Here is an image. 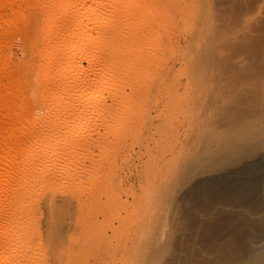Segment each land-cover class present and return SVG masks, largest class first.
I'll return each instance as SVG.
<instances>
[{"label": "rangeland", "instance_id": "rangeland-1", "mask_svg": "<svg viewBox=\"0 0 264 264\" xmlns=\"http://www.w3.org/2000/svg\"><path fill=\"white\" fill-rule=\"evenodd\" d=\"M65 1L0 0V139L11 141L0 148L15 149V160L34 169L24 189L4 180L10 160L0 159V249L8 239L22 244L3 264L249 263L246 249L264 246L254 232L264 231V208L251 209L264 196L238 205L229 191H207V180L264 154H250L253 140L234 137L243 121L264 127V0H129L125 7L102 0L106 9L119 7L121 29L113 34L116 19L108 18L91 34L101 28L104 39L115 38V85L124 92L87 90L88 104H110V115L90 116L88 129L72 132L56 153L39 152L32 139H60L54 120L65 116L46 115L48 88L59 76H43L41 55L54 42L45 39L44 12ZM80 3L70 0L71 13L83 10ZM103 52L109 63L113 55ZM29 145L36 151L28 156ZM50 153L70 162L48 161Z\"/></svg>", "mask_w": 264, "mask_h": 264}, {"label": "bare ground", "instance_id": "bare-ground-1", "mask_svg": "<svg viewBox=\"0 0 264 264\" xmlns=\"http://www.w3.org/2000/svg\"><path fill=\"white\" fill-rule=\"evenodd\" d=\"M51 1V0H50ZM72 1V0H71ZM73 1H81V5H82V9L81 11H78V10H74L73 12L74 13H71V9L72 7H69V2L68 0H66L65 2H63L62 4H56L53 9H51V7L49 9H51L52 11L49 12V10L47 9L46 11L47 12H44V33H45V36H46V40L47 38H54L53 40H51L53 43L49 44V43H45L47 45H45V47L42 49L41 51V55L43 56L44 58V61L42 62V68L44 70L43 72V76L46 77L47 74H49V71L50 72H53L54 75H58L59 77H57L59 80L56 81L55 79V83L52 84L49 88H48V91L49 93H47L48 97H49V102L48 104L46 105L45 109H46V115L49 116L51 115L52 117H55L56 114H59L60 112H65V116H61L59 115L56 116L55 120H54V123L58 126L57 128H55L54 126V123H53V127L55 129H57L56 131L58 133L57 136L58 140H55L54 138L53 139H48L46 138L44 140V138L42 137H38V138H33L31 142L32 145L36 148L37 151L39 152H55L54 151L55 149L57 150V146H59L58 144L60 143V141H62V143H68V140L69 138L71 137V133L74 132L75 133H79V132H84L85 130L88 129V121H89V118H91L90 116L94 115L95 117L96 116H102L105 114H109L110 113H107L109 112V110L111 109L110 107L108 106H111L110 104L107 106V105H103V104H95L93 105L92 104H88V97H90L87 93V90H90L91 88H96L97 86H104L105 88H112V90L114 91L115 95L116 94H121L123 93L124 91H120V82L118 81V86L115 85V81H116V78H117V64H118V61H120L119 58H121L119 55V58H117V54H119V51H117V48L114 49V44L112 45V42H114L115 40H113L114 37H111L109 36V38L107 39H104L105 37H102V35H105L104 34H101L100 35V30L99 32L97 31V36L95 34V37L94 38L91 34V31L93 30V28H99V27H95L96 25H99V24H103L104 23V20L108 18L111 19L113 22L114 20L116 19V24L115 26L113 27L114 30H112V33L115 34V32H120V31H117V28L118 26L120 25V23L117 25V21L119 20L120 21V13H119V7L116 8L114 7L113 5V10H110V9H106V4L108 1L110 2L111 4V1L112 3H115L117 5H122L123 7H125V5L128 4L129 0H108L106 1L105 3L102 1V0H90L88 3V0H73ZM54 2V1H53ZM132 2H134L132 0ZM136 2V1H135ZM134 2V3H135ZM138 2V1H137ZM88 3V4H87ZM131 3V2H129ZM140 3V2H139ZM78 4V3H77ZM76 4V5H77ZM52 5V4H51ZM70 5H72L70 3ZM116 5V6H117ZM120 5V6H121ZM138 5V4H137ZM141 5V4H140ZM108 7V5H107ZM141 7V6H140ZM75 8V7H74ZM127 8V6H126ZM132 8V6H131ZM78 9V8H77ZM121 9V8H120ZM130 9V8H128ZM73 10V9H72ZM80 10V9H79ZM137 10V9H135ZM116 12H118L119 14H116ZM123 12V10H122ZM133 12V11H131ZM71 13V14H70ZM128 13V12H127ZM130 13V12H129ZM136 13V12H134ZM138 13V12H137ZM131 14L133 15V13H130V16ZM123 15V14H122ZM121 15V17H122ZM125 15H129V14H125ZM17 17V16H16ZM116 17H119L118 19ZM126 17V16H125ZM123 18H124V15H123ZM131 18V17H130ZM125 19V18H124ZM135 19V18H134ZM15 24V23H14ZM107 24V23H106ZM16 25V24H15ZM112 27V26H110ZM105 28V27H104ZM121 29V25L119 27ZM118 28V30H119ZM123 28V27H122ZM144 28V27H143ZM110 29V28H109ZM112 29V28H111ZM104 30V29H103ZM137 30V29H136ZM106 32V30H104ZM115 31V32H114ZM43 32V31H42ZM96 32V31H95ZM108 32V31H107ZM110 32V31H109ZM103 33V32H102ZM111 33V34H112ZM107 34V33H106ZM110 34V33H109ZM44 35V34H43ZM44 36V37H45ZM138 36V35H137ZM122 37V36H121ZM115 39V38H114ZM49 41V39L47 40ZM46 41V42H47ZM117 42V41H116ZM122 42V41H121ZM115 43V42H114ZM49 44V45H48ZM117 45H115L116 47ZM120 46V45H119ZM117 46V47H119ZM104 49H107L109 50V52L111 53L110 55H113L111 57H109V63L107 62L106 59L104 58H101L100 56L102 55L101 53L103 52ZM40 51V50H39ZM103 53H106V52H103ZM117 53V54H116ZM76 54V57L74 56ZM124 54V53H123ZM109 55V56H110ZM39 56V55H38ZM75 58H73V57ZM104 56H106L104 54ZM103 56V57H104ZM125 57V56H123ZM125 59V58H124ZM150 59V58H149ZM122 60V59H121ZM82 61H85L87 63V67L84 69L82 68L81 66V63ZM111 61V62H110ZM123 62V61H122ZM91 64L97 66L95 69V67L93 66V69L94 71H92V66ZM41 69V68H40ZM92 72L93 73V78L90 77L89 73ZM82 76V78H81ZM92 76V75H91ZM51 77V76H50ZM85 79V80H88L89 81V78L91 80V82H88V83H85L84 81V85L83 84H79L80 82L79 79ZM89 77V78H88ZM43 78V77H42ZM47 79V78H46ZM44 80V79H43ZM82 81V82H83ZM121 81V80H120ZM52 82V81H51ZM15 84V83H14ZM121 85V84H120ZM46 86V85H45ZM12 87V86H11ZM15 87V86H14ZM43 87V86H42ZM48 87V86H47ZM103 87V88H104ZM17 88V87H16ZM119 88V89H118ZM18 89V88H17ZM111 90V89H110ZM95 92V91H93ZM97 92V91H96ZM126 93V92H125ZM1 94V93H0ZM40 94V92H39ZM97 94V93H96ZM4 95V94H3ZM19 95V94H18ZM92 95L95 96V93H92ZM125 95V94H124ZM40 96V95H39ZM16 97V96H15ZM43 98V97H42ZM2 99V98H1ZM113 99V97H112ZM9 100V99H8ZM0 105L1 103L5 104L6 103H3L5 102L3 100H0ZM43 101V100H42ZM35 102V101H34ZM26 103V102H24ZM112 103V102H111ZM116 103V102H115ZM8 104V103H7ZM31 104V103H30ZM36 104H38V101H36ZM113 104V103H112ZM33 105V104H32ZM34 106V105H33ZM37 106V105H36ZM39 106V105H38ZM41 106V105H40ZM44 106V105H43ZM31 107V106H29ZM113 107V106H112ZM6 108V107H5ZM26 108V107H25ZM36 108V107H35ZM43 108V107H42ZM31 109V108H29ZM2 110V109H1ZM40 110V109H39ZM42 110V109H41ZM44 110V109H43ZM8 111V110H7ZM5 112L8 114V112ZM30 111V110H29ZM10 112V111H9ZM29 113V112H27ZM4 114V113H3ZM13 114V113H12ZM22 114V113H21ZM10 115V114H9ZM23 115V114H22ZM25 115V114H24ZM32 115V114H31ZM44 115V114H43ZM259 115V114H257ZM6 116V115H5ZM45 116V115H44ZM61 116V117H60ZM260 116H264V114H261ZM260 116H255V118H261ZM110 117V116H109ZM35 118V117H33ZM100 118V117H98ZM103 120L104 118L107 119L106 117H101ZM254 117L252 118L253 120L255 119ZM258 118V119H259ZM36 119V118H35ZM39 119V118H38ZM53 119V118H51ZM251 119V118H249ZM249 119L247 118V120L249 121ZM261 119H264V118H261ZM6 120V119H5ZM21 120V118H20ZM24 120V119H23ZM28 120V119H27ZM246 120V121H247ZM14 121V120H13ZM26 121V119H25ZM34 121V120H32ZM261 121V120H260ZM10 122V121H9ZM12 122V121H11ZM16 122V121H15ZM21 122V121H20ZM36 122V121H35ZM252 123V120L250 121ZM257 121H255L256 123ZM19 123V122H18ZM24 123V122H23ZM39 123V122H37ZM246 124V122L243 121V124ZM259 123H262V122H259ZM17 124V123H16ZM32 124V123H31ZM34 124V122H33ZM244 124V126H246ZM254 124V123H253ZM251 124L248 122V125L249 126H239L240 128H238V125L236 126L238 128L239 131H237L238 133L237 134H233L234 137H235V140H236V137H241L242 139H244V141L242 140L243 143L246 144L245 141H250L252 142L253 140V143L251 146H248L250 147V152L248 150V152L252 155H255L257 154L258 150H262L264 149V127H259L258 126L256 127L257 130H254V125ZM22 125V124H21ZM52 125V124H51ZM51 125L48 126L51 128ZM242 125V124H240ZM264 125V124H261V126ZM20 126V125H19ZM234 127V129L236 128ZM244 127V128H243ZM23 128V126H22ZM242 128V130H241ZM255 128V129H256ZM20 129V128H19ZM45 129V128H44ZM232 128L233 131H236ZM54 131V130H53ZM233 131L230 130V132L232 133ZM42 132V131H41ZM234 133V132H233ZM10 134V133H9ZM52 134H50V137H53V135L51 136ZM228 135V134H227ZM223 136V135H222ZM230 136V135H229ZM229 140L232 141L234 140V138H231L230 136ZM7 137V136H6ZM224 139L226 137V135L223 136ZM233 137V136H232ZM87 138V137H86ZM227 138V139H228ZM237 138L236 141H238L239 139ZM226 139V141H227ZM18 140V139H17ZM90 140V139H89ZM235 140H234V143H235ZM14 141V140H13ZM71 141V140H70ZM225 141V140H224ZM229 141V142H230ZM76 142V141H75ZM222 142H223V139H222ZM240 142V141H238ZM249 142V143H250ZM0 143L1 145L3 144L4 145H10L11 141L8 140V139H0ZM14 143H17L16 141H14ZM80 143V141H79ZM78 143V144H79ZM82 143V142H81ZM80 143V144H81ZM237 143V142H236ZM235 143V145H236ZM75 144V143H74ZM87 144V143H85ZM224 144V142H223ZM222 144V146H223ZM229 143H226L225 145H227ZM239 144V143H238ZM237 144V145H238ZM251 144V143H250ZM248 144V145H250ZM16 145V144H15ZM32 145H29V147H27L26 150H24L23 152L25 154H27L28 156L32 153V151L34 149H32ZM232 145V144H231ZM235 145L231 147V149L233 147H235ZM240 145H242V143H240ZM27 146V145H26ZM83 146V144H82ZM12 147V146H11ZM60 147V146H59ZM66 147V146H65ZM229 147V146H228ZM227 149H230L228 148ZM238 147V146H237ZM242 147V146H241ZM243 147H247L246 146H243ZM243 147L241 149H243ZM2 148V149H1ZM0 149V159L2 158H6L9 161H7L8 164L4 163L7 165V168L4 170L3 169V177H5V181L6 180H9L7 182H15L17 184H19L18 186H21V187H26L25 186V179L24 178H30L29 181L31 180V177L33 179V176H34V169L30 168L29 170V167H30V163L31 161H24V163L22 164H19L18 163V160H20L18 158V160L16 161V157L20 154L17 153V151H14L11 149V152L10 149L6 150V148L3 149V147H1ZM80 148V147H79ZM81 149V148H80ZM225 149V148H224ZM34 150V151H36ZM78 150V149H77ZM219 150V149H218ZM84 151V150H83ZM246 151V149L244 150ZM38 152V153H39ZM68 152V150H67ZM79 152V151H78ZM205 152H208L205 151ZM238 152V151H236ZM241 152V151H239ZM247 152V151H246ZM245 152V154H246ZM262 152V151H260ZM259 152V153H260ZM50 153L47 155L46 159L48 158V161H57L59 160V162H61L62 164L69 161L70 162V158L68 157H57V155L54 157V155ZM54 153V154H55ZM228 153V150L227 152ZM242 153V152H241ZM264 153V152H262ZM41 153H39L38 156H40ZM58 154V153H57ZM82 154V153H81ZM88 154V153H87ZM232 154V153H231ZM26 155V156H27ZM32 155V154H31ZM35 155V154H34ZM73 155V154H72ZM227 155V154H225ZM230 155V153H229ZM228 155V157H229ZM237 154L235 153L234 156H233V159L236 161L238 160V163L241 162V159H237ZM25 156V155H24ZM69 156V155H68ZM79 156V155H78ZM204 158L205 156L202 155ZM239 156H240V153H239ZM247 156V155H246ZM257 159L255 161H252V162H248L249 160L248 159H244L246 160V163H243L242 167H240L239 169H236V170H233L235 169L234 167H231L232 168V171L228 172V171H225L227 174H222L224 175L223 177L222 176H216L217 178H210L209 180H207V183L209 185V187H207V191H209V189L211 188V185L214 188H216L217 190H223V191H229L230 193L234 194L235 195V203H237L238 205H244V201L247 200L252 194H255L256 192L258 193H262V196H264V154H261V155H257ZM33 157V156H32ZM34 157H37V156H34ZM72 157V156H71ZM77 157V156H76ZM230 157H232V155H230ZM248 157V156H247ZM21 158V157H20ZM43 158V157H42ZM198 158V157H197ZM201 158V157H200ZM242 158V157H241ZM244 158V157H243ZM254 158V157H253ZM23 159V158H22ZM21 159V160H22ZM35 159V158H34ZM203 159V158H202ZM229 159V158H227ZM232 159V158H230ZM20 160V161H21ZM244 160H242L244 162ZM248 160V161H247ZM253 160V159H252ZM34 161V160H33ZM40 161V160H39ZM45 161V160H44ZM47 161V162H48ZM88 161V159H87ZM201 161H207L206 159L204 160H201ZM200 161V162H201ZM240 161V162H239ZM36 162V160L34 161ZM72 162V160H71ZM199 162V163H200ZM208 162V161H207ZM234 162V161H233ZM44 163V162H43ZM196 163V162H195ZM204 163V162H202ZM201 163V164H202ZM217 163H220V162H217ZM3 164V165H4ZM40 164V163H39ZM235 164V163H234ZM241 164V163H240ZM36 165V164H35ZM34 165V166H35ZM42 166V164H40ZM87 165V164H85ZM203 165V164H202ZM220 165V164H219ZM224 165V164H223ZM222 165V166H223ZM236 165V164H235ZM33 166V167H34ZM40 166V168H41ZM197 166V165H196ZM221 166V165H220ZM239 165L237 164V167ZM2 167V166H1ZM32 167V166H31ZM36 167V166H35ZM43 167V166H42ZM5 168V167H4ZM68 168V167H67ZM66 168V169H67ZM230 169V168H229ZM227 169V170H229ZM40 170V169H39ZM71 169H67L66 171H64V175H72V172L70 171ZM84 170V169H82ZM41 172V171H40ZM63 175V176H64ZM62 176V177H63ZM213 176V175H212ZM210 176V177H212ZM24 177V178H23ZM39 177V176H38ZM222 177V178H221ZM209 178V177H208ZM1 179V178H0ZM25 180V181H24ZM33 181V180H32ZM28 182V181H27ZM26 182V185L28 184ZM6 183V182H5ZM34 183V182H32ZM204 184V182H202ZM4 184V183H3ZM13 184V183H12ZM12 184H10L12 186ZM30 184V183H29ZM28 184V185H29ZM9 185V184H8ZM14 185V184H13ZM206 186V185H204ZM28 187V186H27ZM11 188V187H10ZM15 188V187H14ZM33 188V187H32ZM195 188V187H194ZM197 188V187H196ZM205 188V187H204ZM25 189V188H24ZM198 189V188H197ZM206 189V188H205ZM211 188V190H213ZM215 189V190H216ZM5 190H8V189H5ZM12 190V189H11ZM19 190V189H18ZM32 190V189H31ZM214 190V191H215ZM27 192V191H26ZM228 192V193H229ZM15 193V192H14ZM257 193V194H258ZM260 195V194H258ZM258 199V198H257ZM12 200V199H11ZM250 200V199H249ZM251 201V200H250ZM14 202V201H13ZM228 202V201H227ZM244 204H243V203ZM253 202L257 203V201L253 200ZM17 203V202H16ZM247 203H249V201H247ZM253 203V204H254ZM10 204V203H9ZM221 204V203H220ZM248 205V204H247ZM246 205V206H247ZM224 206V205H223ZM222 206V207H223ZM235 206V205H234ZM249 206H250V203H249ZM251 206L253 207V205L251 204ZM9 207V206H7ZM6 207V208H7ZM243 207V206H242ZM245 207V206H244ZM10 208V207H9ZM237 208V207H236ZM248 208V207H247ZM246 208V209H247ZM250 208V207H249ZM264 208V198L258 200V203L257 205L255 204V207L254 208H251V209H262ZM4 209V208H3ZM8 209V208H7ZM217 210V209H216ZM238 210V209H237ZM258 210V211H260ZM10 211V210H9ZM8 211V212H9ZM13 211V210H12ZM6 212V211H5ZM11 212V211H10ZM224 213V212H223ZM234 213V212H233ZM264 213V212H262ZM11 214V213H10ZM241 214V213H240ZM9 215V214H8ZM216 215V214H215ZM7 216V215H6ZM261 216V215H260ZM13 217V216H12ZM231 217V216H230ZM17 220V219H16ZM242 221V220H241ZM261 225V224H260ZM264 225V224H262ZM13 226V225H12ZM260 227V226H259ZM6 228V227H5ZM256 233V235H258V239L264 237V231H261L260 229H258L257 231H254ZM252 232V233H254ZM17 236V235H16ZM251 236V234H250ZM253 236V235H252ZM255 236V235H254ZM254 236L251 237L254 239ZM262 236V237H260ZM256 237V236H255ZM260 237V238H259ZM14 238V237H13ZM17 238V237H15ZM21 238V237H20ZM19 239V237H18ZM248 239V238H247ZM10 239H8V243L7 244H4L5 247H2L0 249V264H3V262L8 259V257L10 255H12L16 248L18 247L17 244H20L22 245L20 242H18L19 240L15 239V240H11L9 241ZM250 241V240H249ZM262 242H264V239L261 240ZM256 242V240H255ZM23 243V242H22ZM254 243V241H253ZM259 243V242H257ZM248 247L250 246V243H248ZM19 245V246H20ZM247 246V245H246ZM251 246H252V240H251ZM257 247V245H255ZM262 246V244L260 245ZM254 247V244H253V248H249V249H246L247 251H250V254H253L252 256V260L251 258L249 257L248 259V262L249 263H246L245 264H264V246L262 247ZM245 250V251H246ZM249 254V252H246ZM249 254V255H250ZM17 255V254H16ZM251 256V255H250ZM22 257V256H21ZM18 259V258H17ZM21 260V259H20ZM33 260V259H32ZM16 261V259L14 260ZM32 262V261H31ZM24 263V262H23ZM11 264V263H10ZM16 264H19V263H16ZM31 264V263H30Z\"/></svg>", "mask_w": 264, "mask_h": 264}]
</instances>
